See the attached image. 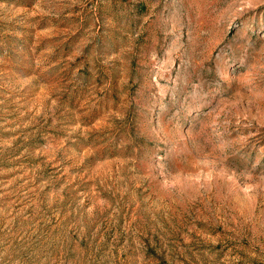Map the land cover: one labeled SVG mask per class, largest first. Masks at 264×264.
Instances as JSON below:
<instances>
[{
    "label": "rangeland",
    "instance_id": "374dc122",
    "mask_svg": "<svg viewBox=\"0 0 264 264\" xmlns=\"http://www.w3.org/2000/svg\"><path fill=\"white\" fill-rule=\"evenodd\" d=\"M0 264H264V0H0Z\"/></svg>",
    "mask_w": 264,
    "mask_h": 264
}]
</instances>
